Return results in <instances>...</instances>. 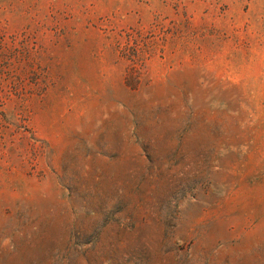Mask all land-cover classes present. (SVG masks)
Masks as SVG:
<instances>
[{"label":"rangeland","instance_id":"rangeland-1","mask_svg":"<svg viewBox=\"0 0 264 264\" xmlns=\"http://www.w3.org/2000/svg\"><path fill=\"white\" fill-rule=\"evenodd\" d=\"M0 264H264V0H0Z\"/></svg>","mask_w":264,"mask_h":264}]
</instances>
